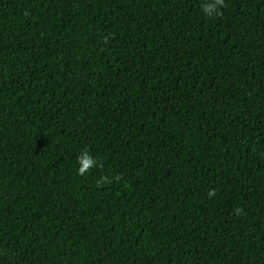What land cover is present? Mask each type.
<instances>
[{"label": "trees", "instance_id": "trees-1", "mask_svg": "<svg viewBox=\"0 0 264 264\" xmlns=\"http://www.w3.org/2000/svg\"><path fill=\"white\" fill-rule=\"evenodd\" d=\"M203 3L0 0V264H264V0Z\"/></svg>", "mask_w": 264, "mask_h": 264}, {"label": "clouds", "instance_id": "clouds-1", "mask_svg": "<svg viewBox=\"0 0 264 264\" xmlns=\"http://www.w3.org/2000/svg\"><path fill=\"white\" fill-rule=\"evenodd\" d=\"M224 5V0H204L202 4V11L205 15L211 17L214 14H219V8ZM77 164H78V175L84 176L88 174L93 168L98 167L96 160L85 150L81 152V154L77 157ZM115 180H119L120 177H115ZM108 177H102L100 180L97 181L98 186L104 183H111ZM215 192H210L209 195H214ZM242 209H237V214H240Z\"/></svg>", "mask_w": 264, "mask_h": 264}]
</instances>
